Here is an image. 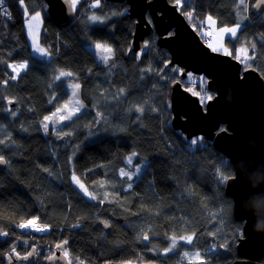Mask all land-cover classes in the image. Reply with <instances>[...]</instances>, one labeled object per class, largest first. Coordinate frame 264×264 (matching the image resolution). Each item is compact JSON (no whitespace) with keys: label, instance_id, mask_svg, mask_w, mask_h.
<instances>
[{"label":"trees","instance_id":"trees-1","mask_svg":"<svg viewBox=\"0 0 264 264\" xmlns=\"http://www.w3.org/2000/svg\"><path fill=\"white\" fill-rule=\"evenodd\" d=\"M5 2L11 18L0 7V140L5 141L0 155L7 160V167L0 168V231L8 235H0V264H9L13 246L21 256L36 246L39 261L13 258L11 264H45L47 249L63 240L75 263L79 257L84 264H187L184 252L199 251L203 259L198 264H234L243 222L235 218L226 181L216 171L233 176V164L203 135L188 138L174 128L170 89L183 68L170 64V53L157 44V35L147 36L144 49L128 54L135 19L127 13V2L102 0L103 7L93 9L88 6L92 0H81L75 19L60 24L48 14L45 0H24L29 13L43 14L40 42L51 55L39 57L28 39L23 8L18 0ZM247 3L246 13L238 12L235 0H186L180 9L192 12L191 19L185 16L197 32L208 15L218 26L242 20L237 37L225 41L234 57L242 44L254 42L256 58L249 63L264 77V12L254 9L255 0ZM92 13L110 18L93 23L87 20ZM86 40L109 44L112 59L99 62ZM23 61L28 69L12 80L8 64ZM61 69L74 76L55 80ZM196 76L190 72L184 87L189 89ZM69 81L81 85L82 112L45 132L44 117L69 100ZM206 85L195 86L200 98L206 91L212 94ZM132 152L138 154L132 169L140 165L141 171L128 181L119 169L127 166L125 158ZM73 175L95 200L73 182ZM34 217L36 223L50 225V231L17 227ZM98 220L107 221L110 231ZM145 231L150 241L142 240ZM193 232L192 244L181 242L164 253L172 235ZM211 244L220 245V251L210 250Z\"/></svg>","mask_w":264,"mask_h":264},{"label":"water","instance_id":"water-1","mask_svg":"<svg viewBox=\"0 0 264 264\" xmlns=\"http://www.w3.org/2000/svg\"><path fill=\"white\" fill-rule=\"evenodd\" d=\"M45 1L48 14L56 22L64 24L75 17L65 0ZM107 1L127 2V13L135 19L128 54L144 49L147 36L155 33L157 44L170 53V64L183 68L170 89L172 124L188 138L203 135L230 159L235 171L226 183V193L233 199L235 218L243 222L242 236L236 244L239 258L234 264H264V230H256L264 228V77L254 67L245 70L234 56L213 51L169 0ZM254 9L264 12V6ZM190 72L207 77V88L213 93L211 101L204 104L199 95L184 87ZM6 167L7 163H0L1 169ZM103 222L98 223L110 231L111 225ZM33 248L36 253L28 260L37 263V248L33 246L30 251ZM54 254L60 257L62 251L57 249ZM46 257L45 264H67V260L50 261Z\"/></svg>","mask_w":264,"mask_h":264},{"label":"snow or ice","instance_id":"snow-or-ice-1","mask_svg":"<svg viewBox=\"0 0 264 264\" xmlns=\"http://www.w3.org/2000/svg\"><path fill=\"white\" fill-rule=\"evenodd\" d=\"M185 2H186V0H174L175 5L178 7H181V8L183 7ZM18 3L23 8L25 16L28 17L29 12H28V8L25 6L24 0H18ZM65 3L69 5L70 11L75 12L77 9V5L81 3V0H65ZM3 4H4V0H0V6H2ZM88 6H89V8H93V9L102 8L103 7L102 6V0H92V2ZM235 6H236V9L238 10V12L242 11V12L246 13L248 10L247 0H235ZM261 6H264V0H255L253 7L259 9V8H261ZM2 14L7 16L9 19L11 18V14L7 11L6 8L3 9ZM185 14L187 15V17L189 19L192 18V12H187ZM109 18L110 17H105L103 15H97L95 13H93L92 15L87 17V19L93 23H95V22L104 23L105 20L109 19ZM40 19H41V13L39 11H35L34 14L30 15V17L27 19V29H28L29 36H33L34 22H39ZM201 23L202 24L208 23L211 27H215L216 21L213 19L212 16L208 15L205 17L204 21H201ZM240 30H241V24L235 23L232 27H229V26L220 27L219 32L221 34V38H223L225 35H227L228 38L231 40V39L237 37V34H238V32H240ZM247 44L249 46H245L244 44H242V46L239 49H237V55L234 57L235 59L239 60L242 64L245 65V70L253 68L252 64L249 63V61H252L256 58L255 57V51H254L256 48V44L252 41H248ZM32 47L34 48V50L36 52L40 53L41 55H51V53H49L47 51V49L42 48L38 45L34 36H33ZM95 47L100 53V59L103 61V63L107 64L108 61L110 59H112V56L114 55L113 48L110 45H107L104 43H99V42L96 43ZM221 48H223V45H221ZM217 50L218 49L213 48V51H217ZM250 50L252 51V55H249ZM225 54L232 55L231 52H226ZM8 67L11 68L12 73H14L11 76V79L16 80L18 77H20V74L22 71H26L28 69L29 65H28L27 61H23L20 63L8 64ZM253 70H255V69H253ZM149 71H150V69H149ZM73 76H74V73L61 69L59 71V74L56 75L54 77V79L59 81V80H61L62 77H73ZM3 83L6 84L7 80L3 81ZM68 86L72 89V92H71L72 99H69L62 106L57 107L56 110L54 112H52L51 115L44 117V121L42 123H43V127H44L45 132H47L49 129V123L48 122H51L53 124H59L62 121H66V120L70 121V120H72V117L75 116L78 112H80V109L83 107V104L78 99V90L80 89L81 85L78 82H70ZM120 94H124V89H120ZM194 94L199 95L198 93H194ZM53 99H55V97H53ZM212 99H213L212 95H207L206 97L201 98L202 102H204L205 100L211 101ZM13 102L14 101L12 99L8 100L9 104H12ZM69 105H72V107L69 108ZM65 110H67L65 115H59L61 112H64ZM7 111H9L11 113V115H13V116L16 115V112L10 108L7 109ZM136 111L142 114L144 109H143V107L137 105ZM97 115H101V114L98 113ZM60 135L61 134L59 132H57V136H60ZM63 135L69 136V135H71V133L64 132ZM200 139H203V138L201 137ZM4 143H5L4 140H0V144H4ZM191 144L196 145L197 139H193L191 141ZM137 155L138 154L136 152H132L131 155L127 156L125 158L127 164L132 165L133 164V158L136 157ZM0 163H7V161L5 160V158L2 155H0ZM45 171H47V169ZM140 171H141L140 165H136L134 170H125V168H120L119 169V176L120 177H126L128 181H132L133 177L137 176V174H139ZM216 171L219 174V177L222 181H227V180L232 179L231 176L226 175L219 168H217ZM72 180L75 184H77L80 187V189L85 193V195L89 196L93 200H95L97 198L95 195H93L91 192L88 191V189L81 182L79 177H77L76 175H73ZM101 186H103V185L101 184ZM132 186H133L132 183L127 184V187L129 189H131ZM106 198H107V193H105V199ZM38 219H39L38 217L28 219L22 223H19L17 225V227H19L21 229H33L37 232H44V231L49 230L50 225H47V224L38 225L36 223V220H38ZM103 223L105 224V226H109L107 221H104ZM78 226L79 225H72V227H78ZM148 231H150V229ZM209 234L213 235V236L215 235V233H209ZM0 235L7 236L8 233L0 231ZM195 235H196L195 232H193L191 235H180L179 237H177L175 234L172 235L170 237L171 245L169 247H166L163 249L164 253L167 254L169 252H172L177 247L178 241H184L187 244H192L193 238ZM142 240L143 241H150V237H149L147 231H145L142 234ZM67 244H68L67 240H63L62 242L56 244L55 247L58 250L62 251V255L60 257H56L55 254L53 253V254L47 256L46 258L50 261H55L57 259L67 260V264H72V259L70 258L69 251L65 247V245H67ZM35 253H36V249L33 248L32 251L27 252L25 255L21 256V254L16 251V247L13 246L11 249V252L9 254H7V259H8L9 264H11V261L13 260V258H15L17 260H28L29 257L33 256ZM184 258L189 261V264H196L197 261H200L203 259L201 257V253L199 251H195L192 253L184 252ZM76 262H77V264H84V261L81 260L79 257H76ZM122 264H133V261H131V260L124 261V262H122Z\"/></svg>","mask_w":264,"mask_h":264},{"label":"rangeland","instance_id":"rangeland-1","mask_svg":"<svg viewBox=\"0 0 264 264\" xmlns=\"http://www.w3.org/2000/svg\"><path fill=\"white\" fill-rule=\"evenodd\" d=\"M35 12V11H34ZM34 12H31V13H29V16L28 17H26V19H25V28H26V31H27V35H28V39H29V42H30V45H31V48H32V51H33V53L34 54H36L37 56H39V57H47V56H49V55H41L40 53H38V52H36L35 50H34V48L32 47V44H33V36L35 37V40H36V42L38 43V45L40 46V47H42V48H45L44 46H43V44L40 42V33H41V31H42V28H43V14H42V12L41 11H39L40 13H41V19H40V21L39 22H34V26H33V36H29V34H28V29H27V19L30 17V15H32V14H34ZM93 14V13H92ZM92 14H89L88 16H90V15H92ZM87 16V17H88ZM211 16V15H210ZM75 17H76V15H75ZM75 17L72 19V20H70V21H67V22H72L74 19H75ZM214 19V18H213ZM88 20V19H87ZM107 20V19H106ZM106 20H105V22H106ZM89 21V20H88ZM91 22V21H90ZM98 23H100V22H98ZM238 23H240L241 24V27H242V25H243V21L241 20L240 22H238ZM206 26H208V27H210L211 28V31H208L207 32V35H211L212 36V40L208 43V45L212 48V50H213V48H216V49H218L217 50V52H220V53H226V52H231L232 51V49L230 48V46L229 45H227V43H226V41H225V39H226V37H228L227 35H225L223 38H221V34H220V32H219V29H220V27H222V26H218L217 25V23L215 24V27H211L208 23L206 24ZM233 25H230L229 27H232ZM86 46L90 49V50H92L94 53H95V55H96V57H97V59H98V61L99 62H101V63H103V61L100 59V53H99V51L96 49V47H95V45H96V43H98V42H92V41H88V40H86ZM99 43H103V42H99ZM104 44H107V43H104ZM107 45H109V44H107ZM221 45H223V48H221ZM240 48V47H239ZM238 48V49H239ZM46 49V48H45ZM237 55V52H236V54H235V56ZM249 55H250V52H249ZM17 63H20V62H17ZM243 66H244V64H243ZM182 68V67H181ZM9 70H10V73H11V76L14 74V73H12V70H11V68H9ZM194 74V73H193ZM197 77V78H196ZM195 77V83H193L190 87H189V90L191 89L192 90V92L193 93H195L194 91H195V86L196 85H199V87L202 89V88H205V83H207V77L205 76V75H200V74H198V76H196ZM67 78H70V77H67ZM204 78L206 79V81H204ZM70 82H72V81H69V83ZM69 83H68V85H69ZM207 86V85H206ZM190 90V91H191ZM68 91H69V99H72V96H71V92H72V89L68 86ZM79 91V95H80V89L78 90ZM203 92V91H202ZM211 92V91H210ZM212 93V92H211ZM207 95H213V93L212 94H209L207 91L206 92H204V95H203V97H206ZM78 99H79V97H78ZM206 101L207 100H205V102H203L204 104L206 103ZM65 104V103H64ZM72 107V105H69V108H71ZM83 108V107H82ZM82 108L80 109V112H78L76 115H78L79 113H81L82 112ZM66 111L67 110H65L64 112H61L59 115H65L66 114ZM51 115V114H50ZM75 115V116H76ZM74 117V116H73ZM55 119V118H54ZM63 122V121H62ZM61 122V123H62ZM49 123V126L50 125H57V126H59L60 125V123L59 124H53V123H51V122H48ZM42 124V126H43V123H41ZM44 128V127H43ZM134 159V158H133ZM127 163V162H126ZM123 168H125V170H133L132 168H133V164L132 165H128L127 164V166H125V167H123ZM228 181V180H227ZM227 181H226V183H227ZM89 197V196H88ZM36 233V232H35ZM39 234V233H38ZM181 242H184V241H178V243L177 244H180ZM224 246V245H223ZM57 250V248L56 247H52V248H50V249H47V253L48 254H52V253H54L55 251ZM210 250H218V251H220V245H218V244H211L210 245ZM29 251H30V249H29ZM187 252H189V253H192L193 251H187ZM46 253V254H47ZM37 254H38V252H37ZM70 254V253H69ZM39 255V254H38ZM32 261V260H31ZM185 261H186V263L187 264H189V261L187 260V259H185ZM200 261H197L196 262V264H198Z\"/></svg>","mask_w":264,"mask_h":264},{"label":"clouds","instance_id":"clouds-1","mask_svg":"<svg viewBox=\"0 0 264 264\" xmlns=\"http://www.w3.org/2000/svg\"><path fill=\"white\" fill-rule=\"evenodd\" d=\"M248 4V3H247ZM180 8V7H179ZM195 28V27H194ZM208 31H211V28L210 27H208V26H203L202 28H201V30H200V32H198L199 34H200V36H201V38L208 44L211 40H212V36L211 35H208V36H210L211 37V40L210 41H207L206 40V38H205V36L207 35V32ZM256 230L257 231H261V230H264V228H256ZM25 231V230H24Z\"/></svg>","mask_w":264,"mask_h":264},{"label":"built area","instance_id":"built-area-1","mask_svg":"<svg viewBox=\"0 0 264 264\" xmlns=\"http://www.w3.org/2000/svg\"><path fill=\"white\" fill-rule=\"evenodd\" d=\"M0 7L2 8V11H3V9L5 8L4 5H2V6H0ZM205 38H206L207 41H210V40H211V37L208 36V35H206ZM37 224H38V223H37ZM38 225H40V224H38ZM23 230H25L26 232H36V233H39V234H43V233L49 232V231H50V228H49V230L44 231V232H37V231H35V230H33V229H23Z\"/></svg>","mask_w":264,"mask_h":264},{"label":"bare ground","instance_id":"bare-ground-1","mask_svg":"<svg viewBox=\"0 0 264 264\" xmlns=\"http://www.w3.org/2000/svg\"><path fill=\"white\" fill-rule=\"evenodd\" d=\"M3 5L6 6V2H5V0H4V4H3ZM5 159H6V158H5ZM6 161H7V160H6ZM99 221H105V220H98V222H99ZM98 222H97V223H98ZM98 224H99V223H98ZM108 224H109V223H108ZM99 225H100V224H99ZM109 225H110V224H109ZM100 226H101V225H100ZM101 227H102V226H101ZM22 261H24V260H22Z\"/></svg>","mask_w":264,"mask_h":264},{"label":"flooded vegetation","instance_id":"flooded-vegetation-1","mask_svg":"<svg viewBox=\"0 0 264 264\" xmlns=\"http://www.w3.org/2000/svg\"><path fill=\"white\" fill-rule=\"evenodd\" d=\"M114 2H116V1H114ZM128 9V8H127Z\"/></svg>","mask_w":264,"mask_h":264}]
</instances>
